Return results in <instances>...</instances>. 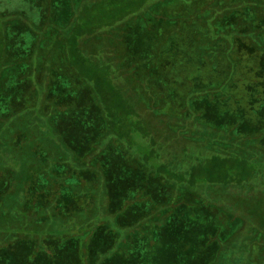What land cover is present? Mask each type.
Masks as SVG:
<instances>
[{"label": "trees", "instance_id": "obj_1", "mask_svg": "<svg viewBox=\"0 0 264 264\" xmlns=\"http://www.w3.org/2000/svg\"><path fill=\"white\" fill-rule=\"evenodd\" d=\"M59 1L50 0L44 10L46 13L43 23L38 28L31 27L23 15L0 12V121L15 107L31 104L42 111V105L46 104L45 99L42 101L39 97L29 96L37 91L27 92V88L25 93L22 92L24 97L21 95L18 100L8 102L1 85L4 80L20 84L29 80L30 74L35 76L34 71L41 66L40 61L44 62L45 56L33 51L34 58H21L16 55L19 43L13 48L10 44L19 31L31 33L33 30L38 36L46 37L48 43L44 46L49 48V38L56 36V33L53 34L55 30H61L57 21L58 8L63 14L74 15L73 10L69 11L70 7L67 10V6H71L70 0H65L67 3H63L61 7ZM74 1L80 5L83 0ZM149 2L150 0H96L94 8H88V15L80 11L82 15L76 19V29L62 30L67 39L63 47L71 60L69 66L79 77L77 83L85 88L81 91L92 99V106L83 107L75 114L76 122L81 112L91 109L87 120H80L79 124H69L71 122L67 119L64 120L65 123L62 122L63 125L57 124L56 117L59 115L56 114L51 115L50 126H53V132H57V129L67 133L64 138L66 146L75 154L77 162L72 159L62 168L66 175L74 176L73 173L80 172L85 174L83 176L88 182V209H93H90L89 215L83 212L80 217L71 219L64 210L72 201L75 207L81 205L78 202L83 199V196L79 195L82 189L77 187L74 189L76 193L70 191L72 195L76 194V198L74 195L71 198L61 196L62 192H68L61 189L65 182L57 183L56 180L52 183L46 175L43 196H40L42 192L38 191L35 182L32 191L22 198L24 205L18 211L27 216L33 224V229H41L43 224L49 222L47 227L43 226L46 230L41 237L33 235L28 237L29 239H17L0 248V264H72L69 254L66 256L69 258L67 260L60 256V249H70L72 245V249L75 246L80 249L84 246L81 242H87V239L88 244L92 246L88 248L91 249L97 242L105 243L102 259L95 264H264V199L260 198L261 193L264 194V116L262 111L246 116L247 110L241 109L240 104L236 109L238 108V113L243 110L244 114H240L238 120L224 116L229 110L223 115L219 107L220 112H216V104H213L215 100L208 97L217 95L220 102L229 100L228 89L234 83L236 67L244 62L240 57L234 58L236 47L240 44L249 49L246 62L259 65L256 78L263 82L264 89V16L257 17L253 14L252 17H244L243 13L225 15L221 13V9L211 12L207 22L209 26L200 23L204 29L197 34L200 38L205 30L204 42L210 49L205 50L206 47L203 46L197 50L199 58L195 62L199 65L201 62L200 68H210L223 59L231 66L230 69L225 72L224 79L215 77L212 80L209 76L207 81L203 72L211 74L206 72L208 69L191 72L190 78H205L201 80L203 83L199 82L190 87L183 110L176 115H169L165 111L159 115L156 110L150 108L154 101L146 105L138 99V103H141L138 104L140 108L137 110L132 103L136 101L134 96L124 92L125 85L114 83L113 64L98 56L88 57V69L81 70L88 74L87 86L84 78L78 75L81 65L76 62L87 59L83 56L79 59L77 54L75 55L79 52L76 35L81 34V23L88 31L94 32L104 26L114 28L117 24L127 21L126 25L122 23V27H118L121 30L115 36V41H121L120 37L127 38L133 31L140 29L143 22H146L145 15L151 16L152 10L157 6H149ZM40 3L41 0L38 5L43 11V5ZM100 7L105 8V12L99 11ZM53 16L55 20H52ZM97 17L106 18L99 20ZM107 19L109 23H106ZM72 25L74 26L73 22ZM220 43L221 49L214 50L213 46ZM39 45L42 47L41 42ZM60 49L62 50V47ZM12 56L16 57L18 62L7 61ZM73 56H76V59H72ZM49 57L46 59L47 63L51 60ZM36 61L39 62L38 65ZM28 64L33 65L29 74L25 69ZM16 66H19L22 79H18V76L10 77V68L15 69ZM48 81L52 83V79L49 78ZM124 82L130 83L127 77ZM142 84L143 92L151 95L152 90L147 83ZM50 86L52 84H49ZM35 87L36 85L34 89ZM52 91L50 96L53 95ZM255 95L257 99L254 102H260L264 108V100H261L264 94L255 91ZM158 97L164 105L163 95ZM155 103L157 104V101ZM45 111L48 112V109ZM248 142L251 145H248ZM257 143L260 145L257 146ZM111 169L133 171L143 180L141 185L138 184L139 188L130 190L135 195L126 200L123 208H128V211H121L124 215L121 212L119 213L122 215H113V210H110L113 198L110 199L111 195L106 192V188L114 189L108 185V182H111ZM73 170L79 172L75 173ZM259 179H262L261 187L256 186ZM130 184L136 185L135 182ZM53 187L56 192L50 195ZM7 188H11V182L0 175V189ZM231 188L238 190L237 193H241L243 189H252L251 191L259 196H252L251 199L247 194V203L241 204L238 200H231L228 193L224 192L223 196V191H231ZM40 189L42 190L41 187ZM31 192L33 194H30ZM40 206L43 210L48 207L51 212L44 213L45 217L41 218V208L37 210ZM58 216L64 220L63 224L57 222ZM121 216L124 217L123 220ZM126 217L130 220H126ZM70 219L78 226L77 231L65 227ZM188 226H193L194 230L198 226V230L190 231ZM176 237L179 242L174 245L171 239ZM78 244L81 246L77 247ZM214 246L217 247V253L212 256L210 252ZM77 249L74 251L76 255ZM90 255L92 253L88 254L89 258ZM99 258L100 255L97 256V261ZM88 264H91L89 259Z\"/></svg>", "mask_w": 264, "mask_h": 264}, {"label": "rangeland", "instance_id": "obj_2", "mask_svg": "<svg viewBox=\"0 0 264 264\" xmlns=\"http://www.w3.org/2000/svg\"><path fill=\"white\" fill-rule=\"evenodd\" d=\"M70 1L71 6L68 5L67 10L70 7L69 11L72 12L73 10L74 15L69 16L63 14V11L58 8L59 14L57 15V21L61 30L60 32L58 30L53 32V34L56 33V36L49 38V48H45L44 46L48 43L46 37L43 35L38 36V34H35L36 31L28 27L26 28L30 29L31 33L28 31L21 33L19 31L14 35L13 41L10 44V47L13 48L16 43H19V51L16 55H20L21 58L26 57L25 59H27V57H32L33 51L37 54L40 52V54L45 57H43L44 62L40 61L41 66L36 68V72L34 71L35 76L33 73L30 74L29 80H31V82L27 79L19 84L4 80L1 86L4 90L3 93H5L6 100L8 102L18 100L22 92H26L27 88V92L33 90L37 91V93H32V95L29 96L33 98L39 97L38 99H42V101L45 99V105H47V107L45 108V105H42L43 110L41 111L31 104H26L25 106L21 105L10 109L8 115L0 121V175L11 182L10 189H0V248L8 246L12 242L17 241V239H29L28 237L33 235L41 237L43 231L46 230L43 229V226L47 227L49 222H47L48 224H43L41 229L36 230L33 229V224L30 223L31 221H29L27 216L18 212L19 208L24 205L22 198L32 191V186H34L35 182L39 192L45 191L43 185L46 175L47 179L52 183L56 180L57 183L65 182L63 186H61V189L68 192H62L60 194L61 196L66 195L67 198H71L74 195L76 198V194L72 195L70 191L76 193L74 189L77 187L82 189L79 195H82L83 199L81 202H78L81 205L75 207L72 201V203H69V207L67 206L69 210L67 211V208L64 210L66 211V215L71 216V219L72 217H80L83 212L89 215V213H91L90 209H93H88V191H86L88 189V182L85 181L86 178L83 176L85 174L80 172L79 174L73 173L74 176L71 174L66 175L63 170L64 168H62L68 161L71 162L72 159L77 162L75 154L68 150L66 146L67 143L64 138L67 133H62L57 129V132H53L55 131L53 126H50L51 115L53 116L56 114L59 115L56 117L57 124L63 125L62 122L66 119L70 120L71 123L69 124L75 123L76 125L77 122L79 124L80 120L83 121L88 118L87 114L91 109L84 113L81 112L82 116L79 114V120H76V122L75 114L79 113V110L83 107L92 106V99L89 96L86 97L82 92L84 87H81L77 83L78 76L75 70L69 66L71 60L66 49L63 47L67 39L62 30L67 29L72 31L76 29L75 24L78 22L76 19L78 16L82 15L80 11L88 15V8L93 9L96 0H83L80 5L76 4L74 0ZM157 1L159 0H150L148 5L154 4L157 7L152 10L151 16L145 15L144 18H147L146 22H143L140 29L136 32L133 31L130 34L131 36L127 38L126 36L124 38L120 37L121 41H115V36L121 30H119L118 27H122L121 24L123 23L122 25H124L127 21L117 24L114 28L104 26L94 32L88 31V28H84L81 23V34L76 35V38H78L77 47L79 52H76L75 55L77 54V58L79 59L81 58L80 56H83V58L87 60H76V62L81 65L78 75L80 74L84 78L88 86V74H84L81 70L83 68L88 69V57L92 58L98 56L105 62L113 64L115 73L112 74V78L115 80L114 83H117V85L121 84V86L125 85L124 92L127 95L134 96L133 99L136 101H132V103L135 104L134 107L137 110L140 108L138 104L142 101L144 102L143 104L154 101L150 108L156 110L157 114H163L165 111L169 115H176L183 110L184 100L186 99V95L190 93V87L192 85L195 86V84L199 82L203 83L201 80L205 78L202 76L200 79L190 78L189 74H191V72H195L197 69H202L204 71L208 69L206 72H211V74L203 72L204 76H206V81L209 78L213 80L215 77L224 79L225 72L231 67L223 59L210 68H200L201 62L200 65L195 62V60L198 61L199 58L197 50L203 46L206 47L205 50L210 49V46H206L204 42L203 36L205 34L203 33L205 30L201 33L202 35H200V38L199 36L197 37V34L203 31L204 28H202V24L204 23L206 25L207 22H209V15L211 12L221 9V13L225 15H241L243 13L244 17H252L253 14L260 17L261 15L264 16V0H172L171 3H168V0H160L163 4ZM165 1L167 3H165ZM49 2L50 0H44L43 2L41 0L40 4L43 5L44 8L42 11V8L38 5L39 0H0V12L10 15H23L31 24V27L38 28V26L43 23V16L46 13L44 10L47 8ZM121 2H123V0H121ZM63 3L67 2L65 0H60L59 6H63ZM111 3L113 4L112 6H114L112 1ZM109 6L111 5L109 4ZM105 10V8L101 7L99 9L101 12H105ZM53 17L52 20H55V17ZM105 18L106 17H97L99 20ZM93 19H95V17H93ZM130 22H128V24H130ZM106 23H109L108 19ZM132 23L134 24V21ZM206 26H209V24ZM124 33L126 34V30H124ZM40 42L42 43V47L39 45ZM221 44L222 43L218 46H213V49H221ZM61 47L62 50L60 49ZM45 49L48 50L45 51ZM248 50L249 49L245 47V45L242 46L240 44L236 47L234 58L240 57L244 59V62L236 67L234 83L229 86L228 89L229 97L227 96V98L229 100L226 101L224 99V101L220 102L217 95L208 96L212 100H215L213 104H216V112H220L219 107L223 115L226 110H229L224 116H229L236 120H238L240 114H244L243 110H240V113H238V108L236 109L238 104H240L241 109L247 110L246 116L259 114V111H262L261 114L264 116V108L260 105V102L259 104L254 102L255 99H257L255 91L259 94H264L263 82H259L256 78L257 67H259V65L255 62H246L245 58H247L249 54ZM48 56H50L51 63L46 62ZM72 59H76V56H73ZM7 61L18 62V59L12 56L10 60L8 59ZM37 63L39 62L36 61V64ZM17 65H19V63ZM208 66H210V64ZM31 67H33V65H26V73H30L29 70L32 69ZM10 69L12 73L10 77L18 76V79H22L19 73V66H16L15 69ZM21 71H23V69H21ZM126 77L130 82L128 84L124 82ZM49 78L52 79V83L51 81L49 83ZM142 83H147L148 87L151 88V95H148L147 92H143ZM49 84H52V86L49 87ZM34 85H36L35 89ZM51 90H53L52 96H50ZM33 94H38L39 96ZM159 95H163L162 99H164V105L161 98L158 97ZM24 96L25 95H22V97ZM138 99H140L141 102L138 103ZM261 100H264V96ZM31 101H33V99ZM160 101L161 104H159ZM45 109H48L50 114L46 112ZM76 110L78 111L76 112ZM73 112L74 114H72ZM93 119L95 120V118ZM94 120H92V122H94ZM248 145H251L250 142H248ZM259 145L260 144L257 143V146ZM111 170L112 171H109L111 182H108V185H111L110 187L114 189L106 188V192H109L111 195L110 199L113 198L110 210H113V215L121 211L127 213L128 208H123V206L129 197L135 195V193L130 190H133L134 187L139 188L138 184L140 183L141 185L143 180L133 171L130 172L126 170L123 172L122 169L119 171L117 169ZM74 172L78 173L79 171L75 170ZM81 182H83V184H81ZM113 182H115V184H113ZM134 182L136 184L135 186L130 184ZM261 182L262 179H259L256 186L261 187ZM84 187H86V189H84ZM251 190L252 189L248 188L243 189L241 193L239 192L240 195H238V190L231 188V191H223V196L224 192L228 193L229 196H231V200H238V202L243 204L242 202L247 203V199L245 198L247 194L250 195L249 197L251 199L252 196H259L258 193ZM55 192L56 189L53 187V189L50 190V195L55 194ZM30 194H33V192ZM42 194L43 192L40 195L41 197L43 196ZM57 195L59 196V194ZM260 198L264 199L263 193H261ZM63 200L65 201V199ZM76 200H78V198ZM67 201L68 200L65 202ZM39 208H41L39 212L41 218L45 217L44 213L51 212L48 207L43 210V207L40 206L37 210ZM262 210H264V207ZM121 213L123 214V212ZM71 219L69 220L70 222L64 226L71 228L73 231H77L78 226L74 224ZM123 219L124 217L121 216V220ZM125 219L127 220L128 218L126 217ZM63 221L60 216L57 217L58 223L63 224ZM121 223L123 224L122 221ZM39 227L40 226H38V228ZM197 227L196 230H198ZM188 229L196 232L193 226H188ZM177 237L179 238V236ZM177 237L171 239L174 245L179 242ZM41 240L43 239L41 238ZM81 244L84 245L82 248L79 244L77 246L80 247V249L75 248L76 246L72 249L73 245L70 249H60V256L66 258L67 254H69L72 259L70 261L72 264H80L81 262L82 264H88V259L91 264L101 261L105 246L104 242H97L92 249L88 248L92 247L88 244V239L87 242L85 240L84 242L82 241ZM76 249L77 255L74 252ZM89 253H92L90 258L88 257ZM177 253L179 254V251ZM210 253H212V256L215 255L214 253H217V247L214 246ZM98 255H100L101 258L97 261ZM67 259L69 258H66V260ZM117 264L126 263L118 262Z\"/></svg>", "mask_w": 264, "mask_h": 264}]
</instances>
